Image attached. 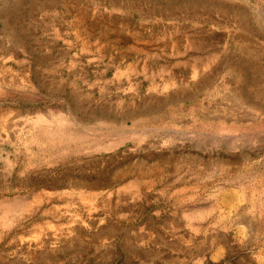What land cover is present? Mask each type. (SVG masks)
I'll list each match as a JSON object with an SVG mask.
<instances>
[{
  "label": "rangeland",
  "instance_id": "1",
  "mask_svg": "<svg viewBox=\"0 0 264 264\" xmlns=\"http://www.w3.org/2000/svg\"><path fill=\"white\" fill-rule=\"evenodd\" d=\"M51 10L43 39L67 30L63 53L104 59L109 81L0 97V264H264V0Z\"/></svg>",
  "mask_w": 264,
  "mask_h": 264
},
{
  "label": "crops",
  "instance_id": "2",
  "mask_svg": "<svg viewBox=\"0 0 264 264\" xmlns=\"http://www.w3.org/2000/svg\"><path fill=\"white\" fill-rule=\"evenodd\" d=\"M50 1L54 2L53 5ZM40 2L41 4L39 0H0V97L11 94L17 97L35 94L65 96L72 95L76 90L81 91L82 95H92L96 91H102L103 86L99 83L109 81V68L105 67L109 63L100 57L82 58L63 53L65 48H71V42L64 36L67 30L54 33L61 42L50 41L49 32L46 40L43 39L49 28L45 27L50 25V16L53 15L51 9L57 0ZM39 12L41 17L36 16ZM259 16L264 19L263 12ZM68 28V25L64 27ZM259 29L264 32V28ZM255 32L253 30V34ZM261 38L262 40L253 38V95L257 98H264V64L255 62L261 56L259 50L264 49V35ZM39 47L42 48L43 55L35 58L33 49ZM202 49L201 58H208L209 52L204 53V46ZM18 51L21 56L17 55ZM35 72H40V79L34 78ZM7 73L10 76V89L5 81ZM18 110L20 111L19 108ZM253 112L264 113V106L258 108L253 105ZM258 175L262 176L260 173Z\"/></svg>",
  "mask_w": 264,
  "mask_h": 264
}]
</instances>
